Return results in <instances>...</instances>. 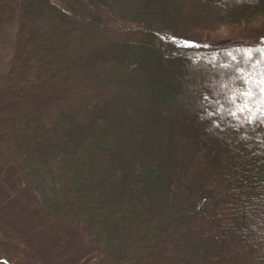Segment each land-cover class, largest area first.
Masks as SVG:
<instances>
[{"label":"trees","instance_id":"obj_1","mask_svg":"<svg viewBox=\"0 0 264 264\" xmlns=\"http://www.w3.org/2000/svg\"><path fill=\"white\" fill-rule=\"evenodd\" d=\"M10 22L11 238L47 264H264V0H0Z\"/></svg>","mask_w":264,"mask_h":264},{"label":"rangeland","instance_id":"obj_2","mask_svg":"<svg viewBox=\"0 0 264 264\" xmlns=\"http://www.w3.org/2000/svg\"><path fill=\"white\" fill-rule=\"evenodd\" d=\"M30 1V0H29ZM64 14H66V10L62 11ZM14 34H15V23L10 22L6 23L2 29L0 30V93L2 92V89L4 87L5 82V75L8 69V62L11 56L12 52V46L14 42ZM31 38L30 36H26L25 44L26 46L31 45ZM2 124H6V117L0 116ZM198 122H200V119L198 118ZM21 206L19 205L18 208H13L10 205H7L4 202V195L0 192V215L3 219V223H0V225L5 229L7 233V238L5 241L0 242V256L5 255L6 259L13 261L15 264H26L29 261V257L35 256L38 261L37 264H47L48 261L50 263L57 260L56 256L59 257L62 254L58 253L56 249H52L49 246V243L42 239L41 235L38 233H34L32 230L31 235H29L30 240L24 238V239H15L12 237L15 235V232L22 231L23 235H27L26 231V224L23 219H20L18 215H20L18 212H20ZM16 216V217H15ZM18 219L17 221H14ZM13 226V227H12ZM29 229H31L29 227ZM11 236V237H10ZM23 237V236H22ZM86 245V242L84 243ZM51 248V249H50ZM77 248L76 246L72 247L71 250L63 254V257L65 255H68V257H71L72 251ZM29 255V256H28ZM57 262V261H56ZM62 262V261H61Z\"/></svg>","mask_w":264,"mask_h":264},{"label":"snow or ice","instance_id":"obj_3","mask_svg":"<svg viewBox=\"0 0 264 264\" xmlns=\"http://www.w3.org/2000/svg\"><path fill=\"white\" fill-rule=\"evenodd\" d=\"M247 95H249V96H251V93L249 92V93H247ZM245 107H247V105H245ZM239 110H243V109H239ZM233 115H234V113H233Z\"/></svg>","mask_w":264,"mask_h":264}]
</instances>
